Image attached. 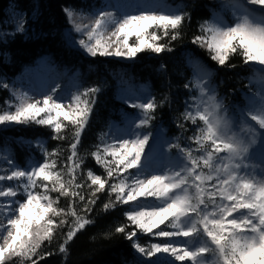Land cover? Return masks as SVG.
<instances>
[{"label":"snow or ice","instance_id":"snow-or-ice-1","mask_svg":"<svg viewBox=\"0 0 264 264\" xmlns=\"http://www.w3.org/2000/svg\"><path fill=\"white\" fill-rule=\"evenodd\" d=\"M246 2L260 8L247 7L241 0H227L222 11H230L233 22L226 23L220 13H215L214 23L201 25V34L192 43L205 48L220 66L230 56H240L244 64L253 66L249 82L264 89V68H255L264 66V0ZM110 7L88 15L65 9L73 31L80 34L74 45L91 57L134 59L145 51H171L168 42L160 41L165 37L176 40L180 35L177 30L187 17L181 9L157 13L149 6L137 5L138 11L118 6L113 12ZM23 31L21 18L14 32ZM209 75L198 72L194 81L185 84V88L198 93L189 97L182 114L184 121L197 126L187 138L196 147L166 141L163 147L169 151L175 148L177 155L168 156L162 169L150 170L148 162L156 150L149 146L152 133L138 129L150 126L155 118L152 114L164 101L157 103L149 95L137 103L140 98L136 97L129 106L138 109V116L121 113L127 124L123 134L119 130L101 133L100 142L86 154L104 175L92 169L84 171L85 156L78 152L81 133L101 91L99 86L77 89L68 96L56 95L54 89L36 96L17 92L0 80V88L11 93V99L0 107V126H46L57 140L67 139L63 133L71 126L70 155L59 167V151L49 152L42 142H37V147L45 159L26 167L7 152L0 155L4 161L0 166V264H39L52 254L39 251L42 243L51 242L54 232L63 226L68 231L63 234L59 252L67 255L66 245L92 223L74 205L79 202L80 211L89 214L98 194L105 191V211L128 205L124 213L128 223L115 231L132 242L138 254L134 264H264V168L258 179L257 165L252 163L255 156L250 154L260 139L258 159L264 164V138L250 123L254 121L264 129V91L259 97L245 94L248 106L241 113V125L234 130L223 100L217 99L215 89L207 83ZM193 84L194 88L190 87ZM177 126L184 129L179 120ZM115 127L110 124V130ZM81 176L84 180L79 179ZM52 193L58 195L54 198ZM60 197L69 198L66 209L59 206ZM56 218H61L58 223ZM138 233L152 238L151 242H140ZM196 239L200 242L192 247ZM209 255L211 260L205 258Z\"/></svg>","mask_w":264,"mask_h":264},{"label":"trees","instance_id":"trees-1","mask_svg":"<svg viewBox=\"0 0 264 264\" xmlns=\"http://www.w3.org/2000/svg\"><path fill=\"white\" fill-rule=\"evenodd\" d=\"M144 1L146 5L142 4L143 0H136L149 7L153 1H163L165 12L181 9L187 13V17L177 30L180 35L176 40L165 37L160 41L161 44L168 42L171 51L160 54L145 51L139 53L134 61H126L116 57H87L66 42L65 31L70 23L65 9L88 15L106 8L107 0H0V37H3L0 39V80L6 81L17 92L31 91L35 85L47 87L55 79L59 80L67 94L91 86L101 88L78 145L79 154L85 156L84 171L92 169L104 175V170L86 154L100 142L101 133L111 131L110 124H125L121 113L131 117L136 115L123 96L143 100L151 95L157 103L163 100L162 106L152 114L155 118L146 129L151 133L162 132L166 139L178 141L181 147H196L187 138L193 135L197 126L184 121L182 114L189 97L198 95L185 88V84L197 78L198 72L210 74L207 81L209 86L215 89L217 98L222 99L229 113L235 116L239 110L247 109L245 94L260 95L261 85L249 82L253 76V66L244 64L240 56L232 55L224 66H220L211 60L205 48L192 43L193 38L201 34V25L214 23L215 13H220L226 23L233 22L231 12L222 11V5L227 0ZM241 2L248 7L246 0ZM15 15L23 18V32H14L17 25ZM190 87L194 88V84ZM10 99V91L0 88V107H4L5 101ZM178 120L184 124V129L177 126ZM63 134L68 138L54 139L50 128L35 124L0 127V155L7 152L17 164L26 167L34 161L42 162L45 159L37 147V142H42L49 152L59 151V167L67 162L70 155L71 126ZM79 179L84 180V177ZM51 195L55 198L58 193ZM98 196L89 214L80 211L82 205L79 202L74 205L79 214L87 215L92 223L80 230L66 245L67 255L59 252L64 241L63 234L68 231V227L63 226L54 232L51 242L46 240L42 243L39 251L52 254L46 255L39 264H134L138 254L131 247L132 242L123 233L115 231L117 226L128 223L124 215L128 205H118L105 211L103 205L108 200V193L105 191ZM68 203L69 198L60 197V207L66 209ZM56 219L58 223L61 218ZM67 219L71 223L72 217ZM138 236L142 243L151 242L149 236L140 233ZM157 242H160L158 238Z\"/></svg>","mask_w":264,"mask_h":264},{"label":"rangeland","instance_id":"rangeland-1","mask_svg":"<svg viewBox=\"0 0 264 264\" xmlns=\"http://www.w3.org/2000/svg\"><path fill=\"white\" fill-rule=\"evenodd\" d=\"M139 1H141V0H139ZM220 1H224V0H220ZM107 3H108V6L106 8H108L109 6H111L110 7V10L113 11V12H116L118 10V6H127L126 10H128V11H138L139 9L136 8L135 6H137V5H141V6L146 5V1H144V0L142 2V4H144V5L140 4L139 2H136V0H125V2H124V0H107ZM155 5H157V6L154 7ZM248 7H250V8H253L254 7V8H257V9L260 8V6H258V5L257 6L248 5ZM149 8H150V10L155 11L157 13H166L165 12V6H164V2L163 1H159L157 3L153 1L152 3H150V7ZM77 15H79V14H77ZM21 18L22 17L21 16H18V15H15L14 16L15 22H18V20L21 19ZM22 20H23V18H22ZM87 22L88 21H85V23H87ZM65 38H66L67 44L71 48L76 49V50L82 52L87 57H91L88 54H86L83 51V49H81V48H79V47H77V46L74 45L73 41L74 40H78L80 38V34L77 33V32H75V31H73V25L71 23H70L69 29H67L65 31ZM138 54H137V56H138ZM116 58H119V57H116ZM121 59H124L126 61H134V59H125V58H121ZM58 81H59L58 79L53 80L47 87L36 86L35 85L32 88L33 90H31V91L25 90V92H28L29 95L39 96V94H41V93H46L50 89H54L56 95L68 96L69 95V94H67L68 92L67 91H64V89H62V86H61V84ZM260 87H261L260 88V94H261V92L264 91V89H262V86H260ZM17 90H19V89L17 88ZM20 91H22V90H20ZM134 99L135 98H130L127 95L126 96H123V100H125V101L127 100L128 101L127 102V105L128 106L130 105V103ZM141 101L142 100H136L137 103H139ZM247 105H248V100H247ZM133 109L136 111V113H135L136 115L134 117H137L138 114H139L138 109H135V108H133ZM241 113H242V111L239 110L238 111V114L235 116L233 114H230L229 111H228V109H227V115L233 120V128H234V130H235V128L237 126H240L241 125V121H242ZM65 123H67V122H65ZM250 123H251V125L255 126L256 129H257V132L261 134V137L260 138H264V129H259L258 125H256V123L254 121H250ZM17 126H20V125H14V126H8V127L0 126V127H3V128H12V127H17ZM126 127H127V124L125 123L123 125H119V126H116L113 129H111V132H116L117 130H119V134H123V130L126 129ZM138 131H141V132H149V130L146 129V128L138 129ZM244 135L247 136L248 135L247 132H245ZM166 141H171V140L166 139L163 136L162 132L155 131L154 133H152V137L149 140V146H151L152 148H155L156 150L152 154V160L150 162H148L149 163L150 170H157L158 168L162 169L163 166L168 163V159H167L168 156H175V155H177V150L175 148H172L169 151L167 148L163 147V145L165 144ZM22 142L26 144V141H22ZM261 150H262V146L260 144V139H257L256 144L250 149V154H254V156H255V158L252 160V163L255 164V165H257V167H256V175H257V178L258 179L260 178V169L261 168H264V164H260L259 163V159H258L259 152ZM148 152H149V148L146 147L145 148V153L147 154ZM195 154H199V153H195ZM0 166H4V161L2 159H0ZM133 171H135V170H133ZM5 183L11 184L13 182H5ZM20 198L21 197H17V199H20ZM161 227H164V226L162 225ZM199 242H200L199 239H196L191 244V246L192 247H195V246H197L199 244ZM205 258L208 259V260H211L212 259V257L210 255L209 256H206ZM16 259H19V258H16ZM153 259H155V258H153ZM175 264H180V262H175ZM184 264H191V262L185 261Z\"/></svg>","mask_w":264,"mask_h":264}]
</instances>
